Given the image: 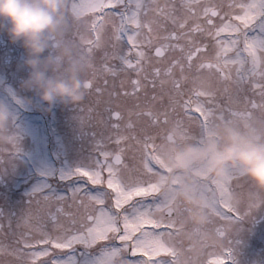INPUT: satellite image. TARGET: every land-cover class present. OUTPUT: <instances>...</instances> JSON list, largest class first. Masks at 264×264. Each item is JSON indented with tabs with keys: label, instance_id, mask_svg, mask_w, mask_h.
Here are the masks:
<instances>
[{
	"label": "snow or ice",
	"instance_id": "1",
	"mask_svg": "<svg viewBox=\"0 0 264 264\" xmlns=\"http://www.w3.org/2000/svg\"><path fill=\"white\" fill-rule=\"evenodd\" d=\"M65 16L90 61L79 111L94 156L60 176L61 192L38 185L19 219L0 213V264H228L264 198L230 200L246 186L234 175L209 183V222L186 244L158 153L172 129L264 112V0H67Z\"/></svg>",
	"mask_w": 264,
	"mask_h": 264
},
{
	"label": "clouds",
	"instance_id": "2",
	"mask_svg": "<svg viewBox=\"0 0 264 264\" xmlns=\"http://www.w3.org/2000/svg\"><path fill=\"white\" fill-rule=\"evenodd\" d=\"M66 3L67 0H0V30L26 54L28 74L22 86L49 106L79 104L87 95L84 84L90 61L67 39ZM53 39L54 54L50 50ZM10 118L8 107L0 103V148L11 141ZM171 135L173 138H165L159 148L166 172L160 182L166 192L173 189L182 210L180 224L185 241H195L198 230L209 222L204 193L209 183L219 186L234 175L246 186L232 193L230 200L252 206L264 198V112L215 122L195 136L179 134L175 129Z\"/></svg>",
	"mask_w": 264,
	"mask_h": 264
},
{
	"label": "flooded vegetation",
	"instance_id": "3",
	"mask_svg": "<svg viewBox=\"0 0 264 264\" xmlns=\"http://www.w3.org/2000/svg\"><path fill=\"white\" fill-rule=\"evenodd\" d=\"M9 43H11V41L7 34L0 30V46L2 45V50L4 49V55L2 53L3 57L0 59V66H3L4 69L3 76L0 72V98L2 99L0 103L6 105L11 112L9 134L17 138L19 147L18 154L13 153L9 156L18 158L21 161L19 165L21 172L18 175V184L15 185L18 193L21 194L19 196H9L8 199H2L3 201L0 203V213H4L6 216L16 220L19 219L27 209L29 197H26L25 194L27 193L29 195L38 185L47 183L50 184L56 192H61L57 187L54 174L50 175L47 173L48 171L53 173L57 168L55 159L53 158V142L55 143V129L58 127L56 112L58 111L57 108L59 103L49 106L41 102L34 91L28 90L25 93L26 88L22 85L26 78L24 79L22 75H19L17 77L16 88L21 95V103L24 107L19 106L20 103L15 101L14 98L18 97L17 93L13 97L12 88L9 86L11 72L16 63L14 62L11 65V52H13L14 47L12 48ZM50 50H52L54 54L53 46ZM47 54L48 53H45V55ZM18 58L19 56H16L13 59L17 60ZM30 93L33 94L35 102L33 106L32 102L27 97ZM88 102L89 101H86V104ZM14 105L15 109H13ZM68 108H70V106H68ZM20 125L23 130L21 139H18V131L16 128ZM44 127L47 129L45 130L47 139H43L44 147L42 146L41 149H38L35 145L36 139L39 137V132L43 133ZM66 129L72 132L71 135H78L81 139L85 137L84 135L88 131V127H83V129L80 130L77 127V121L72 120L68 121ZM22 138L26 140L25 146ZM5 155H7V153ZM34 156L39 158L44 156L45 159L42 158V160L45 164H39V162L33 158ZM4 161L5 158L0 159V164L2 165ZM80 166H82L81 163L78 166L74 164L73 170H71L74 171ZM0 182L3 185L7 184L1 176ZM185 243L188 244L189 242L185 241ZM216 258L217 257H209L210 260ZM228 264H264V205L259 206L249 219L238 222L236 231L232 236V258L229 260Z\"/></svg>",
	"mask_w": 264,
	"mask_h": 264
},
{
	"label": "rangeland",
	"instance_id": "4",
	"mask_svg": "<svg viewBox=\"0 0 264 264\" xmlns=\"http://www.w3.org/2000/svg\"><path fill=\"white\" fill-rule=\"evenodd\" d=\"M9 45L12 48L14 47L13 52H11V57H12L11 65L12 63L16 62L15 65L13 64L14 66H13V71L11 72V80H10L9 86L10 88H12L11 90H12L13 97L17 93L18 97L17 98L14 97L15 101H17V99L21 98L20 97L21 95L16 88L17 77L19 75H22L25 79L27 78V74H28V69L24 65L26 54H25L24 49L19 44H13L11 42L9 43ZM1 48H3L2 45L0 46V59L4 55V49L2 50ZM16 56H19V58L17 60H14L13 58ZM0 72L2 73V76H3L4 74L3 66H0ZM27 91L28 89H26L25 93ZM27 97L30 99V101L32 102V106H33L35 104L33 94L30 93V95H27ZM1 101L2 99L0 98V102ZM86 101H88L87 97L84 100V104H86ZM82 104L83 102L79 104L59 103L58 108H57L59 110L56 113L58 114V124H57L58 132H57V136L55 137L56 144L53 142V146H54L53 158L57 160L56 162H62L60 164V168L66 173L72 172L74 164L75 166H78L80 163L81 165L87 164L92 160L94 156L95 137L93 135L92 129L88 127V131L84 135L85 137L81 139L79 138L78 135H75V136L71 135L72 132L69 131V129H66L65 127L66 124H68L69 120L77 121V127L80 130H82L83 127H85L82 125L81 120H80L79 106ZM68 106H70L71 110H68ZM13 109H15V107ZM63 115L67 116V118L63 119L62 118ZM16 129L18 131L17 137L18 139H21L22 130H23L21 129V125ZM40 139L41 140L44 139L42 138V134H41ZM22 140L24 141V146H25L26 140L23 138ZM52 151H53V147H52ZM9 155L10 154L4 155L3 158H5V161L2 163V165L0 164V176L2 177L3 180L7 182V184H4V185L0 182V203L3 201L2 199H8L9 196H16V195L19 196L21 194V193H18V190L15 188V185L18 184L17 182L18 175L21 172L19 168L21 161L18 158H14ZM33 158H35V160L39 162V164L41 163L45 164L42 160V158L45 159L44 156L40 158L37 156H34ZM129 161H130V156L125 160V162L127 163ZM47 173L50 175L55 174L54 172L51 173L49 171ZM55 181L57 182L56 184H57L58 189L63 190V186L60 183L59 178H56ZM25 195L26 197H29L27 193Z\"/></svg>",
	"mask_w": 264,
	"mask_h": 264
},
{
	"label": "bare ground",
	"instance_id": "5",
	"mask_svg": "<svg viewBox=\"0 0 264 264\" xmlns=\"http://www.w3.org/2000/svg\"><path fill=\"white\" fill-rule=\"evenodd\" d=\"M36 147L38 149H41V145L39 143V137L36 139V143H35ZM66 172H64L63 170H59L58 173H57V176L60 178L61 175L65 174Z\"/></svg>",
	"mask_w": 264,
	"mask_h": 264
}]
</instances>
